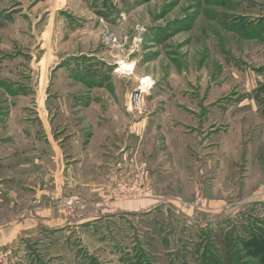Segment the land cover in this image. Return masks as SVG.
<instances>
[{"label":"rangeland","instance_id":"rangeland-1","mask_svg":"<svg viewBox=\"0 0 264 264\" xmlns=\"http://www.w3.org/2000/svg\"><path fill=\"white\" fill-rule=\"evenodd\" d=\"M51 1L0 0V145H60L72 115L111 110L101 89L77 80L96 77L95 68L55 66ZM123 1L110 15L118 13L114 29L125 35L111 42L128 55L146 33L147 65L114 69L118 95L140 84L137 73L152 86L147 164L133 156V175L112 194L155 207L104 218L85 244L77 234L72 248L59 249L61 258L38 248L40 264H263L243 242L264 234V0ZM63 96L68 116L46 107V98L54 106ZM131 182L147 184V197L116 199L118 185Z\"/></svg>","mask_w":264,"mask_h":264},{"label":"crops","instance_id":"crops-1","mask_svg":"<svg viewBox=\"0 0 264 264\" xmlns=\"http://www.w3.org/2000/svg\"><path fill=\"white\" fill-rule=\"evenodd\" d=\"M125 2L64 0L57 5L58 0H52L46 11L51 14L49 23L53 22L50 39L55 66H75L80 72L95 68L96 77L82 73L77 80L89 89H101L102 98L105 94L111 102V110L100 115L89 110L80 120L72 115L69 133L57 139L60 145H0V249L10 253L13 264H40L37 252L41 247H47L51 257L61 258L59 249L72 248L77 234V243L85 244L89 228L96 229L104 218L138 216L155 207L147 208V200L114 201L112 194L117 183L129 181L133 175L129 170L134 168L133 156L147 164V94L145 113L137 117L131 104L137 82L120 99L113 72L121 63L135 70L140 62L147 65L146 33L138 53L121 54L111 42L112 36L125 35L114 29L118 13L110 15L126 6ZM127 21L125 16L121 22ZM135 35L126 36L131 39ZM144 77L147 73L135 75L138 80ZM66 97L54 106L46 98L47 109L68 116ZM81 97L72 95L70 99L82 104ZM69 201L74 204L73 212Z\"/></svg>","mask_w":264,"mask_h":264},{"label":"built area","instance_id":"built-area-1","mask_svg":"<svg viewBox=\"0 0 264 264\" xmlns=\"http://www.w3.org/2000/svg\"><path fill=\"white\" fill-rule=\"evenodd\" d=\"M112 40H115V37L112 36ZM115 42V41H114ZM149 78L145 77L140 81V84L135 87L131 93V104L133 110L138 114H144V101L145 94L151 88L152 83L147 82ZM146 80V81H145ZM140 185V188H138ZM116 199H138L147 197V184H138V183H120L118 189L114 193ZM3 253L0 251V264H5L2 260Z\"/></svg>","mask_w":264,"mask_h":264},{"label":"trees","instance_id":"trees-1","mask_svg":"<svg viewBox=\"0 0 264 264\" xmlns=\"http://www.w3.org/2000/svg\"><path fill=\"white\" fill-rule=\"evenodd\" d=\"M244 247L248 254L259 258L264 264V234L254 235L252 238L244 241Z\"/></svg>","mask_w":264,"mask_h":264},{"label":"bare ground","instance_id":"bare-ground-1","mask_svg":"<svg viewBox=\"0 0 264 264\" xmlns=\"http://www.w3.org/2000/svg\"><path fill=\"white\" fill-rule=\"evenodd\" d=\"M121 62V61H120ZM125 63V62H124ZM122 64V63H121ZM122 67V66H121ZM132 66L131 65H128L127 63L126 64H124V67L123 68H121V69H130ZM122 71V70H121ZM127 73V72H126ZM150 78V77H149ZM146 81V80H145ZM148 81H150V79L148 80L147 79V82ZM152 83V82H151Z\"/></svg>","mask_w":264,"mask_h":264}]
</instances>
